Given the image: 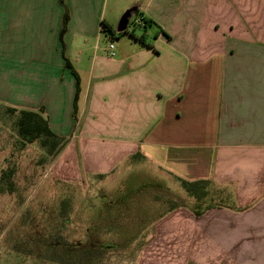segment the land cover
<instances>
[{"label": "crops", "instance_id": "1", "mask_svg": "<svg viewBox=\"0 0 264 264\" xmlns=\"http://www.w3.org/2000/svg\"><path fill=\"white\" fill-rule=\"evenodd\" d=\"M132 7L154 22L151 46L117 34ZM0 106L43 109L67 138L47 159L77 169L68 181H107L140 153L163 176L223 191L199 216L167 215L146 245L167 248L175 224L188 251L167 264H264V0H0Z\"/></svg>", "mask_w": 264, "mask_h": 264}, {"label": "rangeland", "instance_id": "2", "mask_svg": "<svg viewBox=\"0 0 264 264\" xmlns=\"http://www.w3.org/2000/svg\"><path fill=\"white\" fill-rule=\"evenodd\" d=\"M109 2L112 4V0ZM132 27L130 19L127 28ZM136 30L142 31L138 27ZM147 31L152 33L149 27ZM3 110L0 109V264H52L43 255L54 247L96 250L100 253L96 264L180 261L185 249L179 246L175 224V231L165 238L167 248L156 246V242L146 246L159 227L168 223L167 215L175 207L184 206L191 212V200L177 179L159 174L148 162L130 163L127 159L115 165L107 181H68L77 169L66 167L63 161L56 168L53 159L44 157L37 142L18 149L14 118ZM96 156L98 153L92 154ZM12 165L16 167L12 176L14 191L8 193L1 175ZM117 171L120 174L114 182L111 176ZM99 176L102 175L95 178ZM63 199L70 202L61 215ZM160 250L165 254L162 260Z\"/></svg>", "mask_w": 264, "mask_h": 264}, {"label": "trees", "instance_id": "3", "mask_svg": "<svg viewBox=\"0 0 264 264\" xmlns=\"http://www.w3.org/2000/svg\"><path fill=\"white\" fill-rule=\"evenodd\" d=\"M63 4V0H59ZM135 19H139L140 22H135ZM68 20V13L66 12L63 17V29L65 28ZM132 29H126L118 35L128 34L131 37L137 38L147 46H151L150 43L145 41L146 28L151 23H154L150 18L145 17L139 11H136L134 17L131 18ZM102 30L110 37H113L115 30L112 26L102 21ZM140 28L142 31L136 37V28ZM76 77V92L73 102V117L76 120V103L77 95L79 91V82L77 73L72 70ZM3 112L14 118L13 126L18 137V149L22 150L25 146L32 142H37L38 145L44 151V157L56 156L61 149L67 143V138L57 135L50 127L48 119L43 115V109L31 110V109H17L16 107L6 106L1 107ZM140 153L132 155V161H138L140 159ZM15 165H12L9 170L4 169L2 171L1 179L6 180V191L12 193L14 191V182L12 176L15 172ZM176 179L181 184L182 188L186 192L189 198L193 201L190 202V210L195 216H199L211 207L217 206L220 202L226 200V196L223 191L211 187L208 179H196L186 180L180 177ZM211 188V189H210ZM69 199H63L60 202V214H63V209L69 205ZM176 208V207H175ZM44 258L52 262V264H96V261L100 259V253L96 250L77 249L76 247H54L49 249L44 255Z\"/></svg>", "mask_w": 264, "mask_h": 264}, {"label": "water", "instance_id": "4", "mask_svg": "<svg viewBox=\"0 0 264 264\" xmlns=\"http://www.w3.org/2000/svg\"><path fill=\"white\" fill-rule=\"evenodd\" d=\"M136 8L132 7L130 9H127L120 17L117 26H116V31L117 32H122L127 29V25L129 20L132 18L133 12H135Z\"/></svg>", "mask_w": 264, "mask_h": 264}, {"label": "built area", "instance_id": "5", "mask_svg": "<svg viewBox=\"0 0 264 264\" xmlns=\"http://www.w3.org/2000/svg\"><path fill=\"white\" fill-rule=\"evenodd\" d=\"M135 22H140V20L139 19H135ZM108 47H109V50H112V48H113V44L112 43H110L109 45H108ZM111 53V52H110ZM112 54V53H111Z\"/></svg>", "mask_w": 264, "mask_h": 264}]
</instances>
